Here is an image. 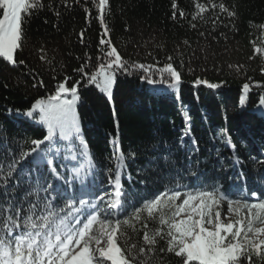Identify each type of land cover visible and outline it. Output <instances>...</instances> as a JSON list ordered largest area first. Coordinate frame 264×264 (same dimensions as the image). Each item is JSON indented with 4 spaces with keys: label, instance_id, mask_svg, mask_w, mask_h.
Wrapping results in <instances>:
<instances>
[{
    "label": "trees",
    "instance_id": "obj_1",
    "mask_svg": "<svg viewBox=\"0 0 264 264\" xmlns=\"http://www.w3.org/2000/svg\"><path fill=\"white\" fill-rule=\"evenodd\" d=\"M212 2L223 3L235 16H228L219 7L212 9L209 0H175L176 9L173 0H109L105 16L108 34L102 36L99 10L92 0H67V6L64 0H43V9L22 14L23 46L15 54L17 64L0 58V140L6 137L18 153L16 142L28 150L31 140L42 139L46 127L16 110L26 111L36 99L55 94L58 83L66 77L68 86L81 79L74 70L89 57L96 63L102 55L103 38L110 40L126 61L153 65L154 69L172 63L181 83L175 90L149 85L141 80L145 73L140 70L116 77L111 100L94 85L79 87L76 115L80 137L97 164L95 181L100 187L96 195L113 191L107 183V168L112 155L109 141L116 137L128 157L122 176L127 212L169 187L182 193L215 187L232 199L248 195L251 200V191L264 193V161L260 162L264 154V106H260L264 97V59L260 55L264 52V27H260L264 25V0ZM196 3L205 4L208 10L194 20ZM180 11L185 13L183 17ZM20 60L24 64H19ZM153 78H159L154 70ZM197 78L220 86L209 89L195 85ZM245 83L250 90L245 106H241ZM185 114L190 117L187 122ZM187 128L190 135H185ZM59 146L55 166L61 172L78 167L83 159L78 145L73 149L76 160L64 158L69 155L67 142ZM130 153H135L134 158ZM164 155H169L170 164L166 165ZM34 179L25 177L26 182L15 193L17 199ZM46 195L39 193L41 199ZM57 203L62 206V202ZM148 224L149 229L158 226L151 221ZM137 228L141 226L137 224ZM142 237V229H128V245L137 246L134 252L147 248ZM160 248L165 251L160 252ZM166 249V240H159L155 252H146L135 264L140 260L178 264L179 258ZM253 259L260 264L255 256Z\"/></svg>",
    "mask_w": 264,
    "mask_h": 264
},
{
    "label": "snow or ice",
    "instance_id": "obj_2",
    "mask_svg": "<svg viewBox=\"0 0 264 264\" xmlns=\"http://www.w3.org/2000/svg\"><path fill=\"white\" fill-rule=\"evenodd\" d=\"M64 2L67 6V0ZM92 3L99 10L97 19L104 29L102 36H106L109 0H98V3L92 0ZM209 4L212 9L219 7L228 16H235L223 3L217 5L209 0ZM44 7L43 0H0V58L14 66L17 64L15 54L23 46L22 14ZM172 7L177 8L175 0ZM195 7L198 11L193 14L194 20L208 10L201 3ZM179 15L183 17L185 13L180 11ZM173 18H176L175 12ZM100 45L102 55L97 56L95 64L89 57L74 70L81 79L68 86L66 77L58 83L55 94L36 99L26 111L16 110L18 115L46 127L47 134L42 139L31 140L28 150L16 142L18 153L6 137L0 140L3 148L0 152V264H135L146 252H155L159 240H166V250L179 258L178 264H245V260L247 264H256L253 256L264 264V193L251 191L252 200L248 195L232 199L215 187L187 193L169 187L127 212L122 176L127 170L128 157L116 137L109 141L112 155L107 168V183L113 191L96 195L95 190L100 187L95 181L97 164L87 142L80 137L76 115V105L81 99L79 87L94 85L111 100L116 77L140 70L145 73L141 80L149 85H165L175 90L181 83L180 73L170 62L154 69L153 65L124 60L110 40L102 38ZM19 64L24 61L20 60ZM153 70L158 79L153 78ZM194 84L206 85L209 89L220 86L199 78ZM249 90L250 85L243 84L241 106H245ZM260 106H264V97ZM189 119L185 114L186 122ZM190 134L191 129L187 128L185 135ZM60 142H67L65 150L69 155L65 159L76 160L73 149L78 145V155L83 158L78 167L61 172L55 166L54 157L61 152ZM192 143L195 145L197 141L193 139ZM128 155L134 158L135 153ZM162 158L166 165L171 163L169 155ZM235 159L239 162L238 157ZM25 177L29 181L34 177V183H29L28 190L17 199L15 193L26 182ZM41 191L47 194L43 199L39 197ZM33 196L35 200L30 199ZM54 201L62 202V206ZM225 202L228 213L236 219L222 218L221 205ZM148 221L158 226L149 229ZM128 229L133 232L142 229L143 244L147 248L139 247L134 252L137 246L128 245ZM139 264L148 262L140 260Z\"/></svg>",
    "mask_w": 264,
    "mask_h": 264
},
{
    "label": "rangeland",
    "instance_id": "obj_3",
    "mask_svg": "<svg viewBox=\"0 0 264 264\" xmlns=\"http://www.w3.org/2000/svg\"><path fill=\"white\" fill-rule=\"evenodd\" d=\"M260 55L264 59V52H261ZM58 157H60V155L55 156V158H58ZM238 199H240V198H238ZM221 212H222V218L223 217H229V218H231L233 220L237 218L234 214H229L228 213L226 202L221 205ZM244 215H245V212L242 211L241 216H244Z\"/></svg>",
    "mask_w": 264,
    "mask_h": 264
}]
</instances>
